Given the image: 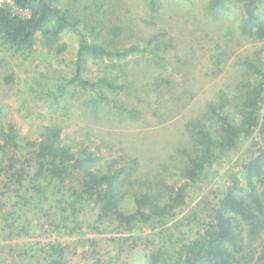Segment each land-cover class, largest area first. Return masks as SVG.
Wrapping results in <instances>:
<instances>
[{"label": "rangeland", "instance_id": "374dc122", "mask_svg": "<svg viewBox=\"0 0 264 264\" xmlns=\"http://www.w3.org/2000/svg\"><path fill=\"white\" fill-rule=\"evenodd\" d=\"M206 1L196 0L190 5L184 0H163L160 14L153 16L144 0H58L59 6L70 8L82 18L86 33L93 25L99 29L110 20L127 26L130 38L118 39L119 43L112 46L119 52L127 51L128 58L116 61L88 57L81 69L82 75L91 80L107 77L118 78L117 84L128 82V92L114 98L141 109L142 117L130 120L118 111L104 113L101 109L100 114L91 113L88 90L73 81L79 66L80 34L66 30L61 33L60 43L66 44L62 52L47 47L41 38L31 50L14 51L9 42L0 38L2 126L7 130L16 125L23 141L39 140L47 128L50 131L59 126L74 149H94L104 157V163L117 158V166L132 170V161L138 159L140 164L134 169V177L144 180L145 175H150L155 181L154 189L166 191L167 184L179 180L177 174L190 158L182 151L193 145L189 125L217 137L222 126L220 117L228 115L240 123L242 97L248 86L256 80L264 81L259 73L264 66V41L242 33L238 6L218 14L206 10L205 14ZM2 3L8 4L12 13L30 16V11L18 7L14 0ZM54 3L57 4L56 0ZM99 42L110 46L105 38ZM64 88L68 92L64 93ZM63 94L58 104L55 98ZM255 135H242L234 145L217 148V161L206 166L204 179L191 188L189 204L172 211L164 225H137L130 229L107 221L96 233L88 228L64 235L63 239L69 242L65 251L68 264H150L152 252L170 242L171 233L191 232L188 215L206 209V201L226 190L232 176L248 189L244 166L256 154ZM23 152L28 153V149H22ZM159 168L162 174L157 171ZM1 187L0 200L6 201L7 206L0 213L6 216L5 210H12L13 200L1 195L5 191ZM28 208V212L21 211L24 217L37 215V207ZM135 209L131 205L130 212ZM91 219L88 217L87 222ZM180 220L183 227L169 229ZM1 235L0 231V264H16L31 256L24 252L28 250L26 244L18 252V243L41 240L37 236L5 240ZM255 245L259 251L254 254V264L263 253L264 235ZM34 259L29 261L33 263ZM168 262H172L171 258Z\"/></svg>", "mask_w": 264, "mask_h": 264}, {"label": "trees", "instance_id": "16d2710c", "mask_svg": "<svg viewBox=\"0 0 264 264\" xmlns=\"http://www.w3.org/2000/svg\"><path fill=\"white\" fill-rule=\"evenodd\" d=\"M184 1L190 5L196 3V0ZM14 2L30 11V16L25 18L12 13L8 4L0 3V38L9 42L14 51L31 50L41 38L47 47L62 52L66 44L60 43L61 33L75 30L80 34V47L79 66L73 81L88 90L90 99L87 104L91 113L100 114L101 109L104 113L118 111L124 118H132L130 120L142 117L141 109L114 98L128 92V82L117 84L118 78L91 80L82 75L81 66L88 57L116 61L128 58L127 51L119 52L120 49L112 46L119 43L118 39L130 38L124 23L110 20L103 22L99 29L93 25L90 33H86L82 18L70 8L59 6L58 0L57 4L54 0ZM144 2L150 14H160L163 0ZM205 4L208 5L203 9L205 14L208 13L206 10L218 14L233 5L238 6L242 13V33L264 41V0H207ZM101 38H105L110 46L102 45ZM259 69L264 77V66ZM62 90L68 92L66 88ZM60 96L64 94L55 98L58 104ZM242 98L240 123L228 115L220 117L222 126L217 137L202 128L197 130L196 125H189L193 145L182 151L190 158L177 174L179 180L167 184L162 193L154 189L155 181L149 178L150 175H145L144 180L134 177V169L140 164L138 159L132 161V170L121 164L117 166V158L104 163V157L94 149H74L59 126L51 127L50 131L47 128L39 140L23 141L16 125L5 130L0 120V183L3 182L0 187L5 189L1 195L13 200L12 210L7 207L6 216L0 213L1 238H41L37 242L18 243V252L21 245L26 244L28 250L24 252L31 256H25L16 264H68L65 251L69 242L63 236L88 228L96 233L95 230L98 231L107 221L130 229L137 225L151 228L164 225L172 211L189 204L191 188L204 179L206 166L216 163L217 148L232 146L242 135L256 133L253 143L258 145L256 154L244 166L248 189L231 175L226 190L206 201V209L188 215L191 232L171 233L168 237L171 241L153 251L150 257V264H254V254L259 251L255 242L262 241L264 235V81L256 80L250 84ZM22 149H28V153H21ZM193 153L196 155L191 156ZM157 171L162 174L160 168ZM1 200L0 211L7 206L6 201ZM131 205L136 207L133 212H130ZM25 206L37 207V215L24 217L21 211L30 210ZM88 217L92 218L89 223ZM181 221H175L169 229L183 227ZM37 226L43 231H38ZM181 234L186 235L180 238ZM31 257L36 258L33 263L29 261ZM170 258L171 263L168 262ZM255 264H264V249Z\"/></svg>", "mask_w": 264, "mask_h": 264}, {"label": "built area", "instance_id": "2783aa9c", "mask_svg": "<svg viewBox=\"0 0 264 264\" xmlns=\"http://www.w3.org/2000/svg\"><path fill=\"white\" fill-rule=\"evenodd\" d=\"M1 1V3L3 2V0H0Z\"/></svg>", "mask_w": 264, "mask_h": 264}]
</instances>
